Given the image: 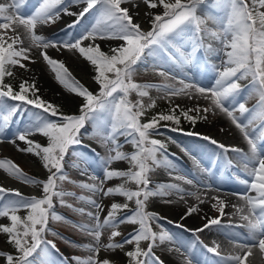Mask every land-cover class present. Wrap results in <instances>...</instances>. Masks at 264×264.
<instances>
[{
    "label": "snow or ice",
    "instance_id": "6c2138e0",
    "mask_svg": "<svg viewBox=\"0 0 264 264\" xmlns=\"http://www.w3.org/2000/svg\"><path fill=\"white\" fill-rule=\"evenodd\" d=\"M30 2L0 0V143L7 140L18 152L34 155L46 177L28 175L12 159H0V170L6 177L38 190L37 194L25 195L0 181V220L7 221L0 223L4 237L0 246H7L0 250L3 264H116L111 257L117 252L123 253L125 264H165L157 250L175 253L180 264H201L193 256L196 244L219 258L215 264H264V0H37L25 12ZM80 5V11L71 10ZM65 15L75 19L61 30L62 38L41 33L42 27L57 23ZM88 15L93 21L73 32ZM49 49L68 51L86 61L94 70L91 79L97 90L81 83L64 61L49 55ZM37 60H42L64 90L81 100L78 113L66 114L43 99L35 79H21L18 87L9 82L16 79L17 68L30 72L28 64ZM185 66L195 67L202 74L214 73L211 86L187 73L176 75V70ZM141 70L155 72L165 83L137 82L135 77ZM169 80L175 83H167ZM151 89L169 100L167 113L149 115L156 107ZM133 94L136 99L131 98ZM253 94L257 103L249 108L246 101ZM180 96L197 103L186 110L173 105L172 98ZM144 98H148L147 103ZM200 100L206 103L201 105ZM209 113L225 116L246 143L247 150L202 137L220 150L227 169L239 168L244 174L243 178L237 176L243 190L231 193L236 203L219 195L206 197L217 215L205 214L202 227L189 229L150 211V202L161 198L167 204L187 203L185 197L189 196L203 204L200 190H224L206 178L198 179L195 173L191 178L180 174L168 155L167 144L155 137L163 134L161 127L182 131L181 117L195 124L206 120ZM161 122H172L176 127ZM14 124L18 125L15 131L6 135ZM89 124L91 133L86 129ZM89 135L104 149V156L91 146L92 157L81 150ZM125 144L131 145V151L123 150ZM219 159L214 154V160ZM119 162H126L128 167L113 166ZM67 168L78 170L85 179H71ZM159 168L171 180L197 190L190 191L176 182H154L152 174ZM202 171L211 175L209 168ZM113 180L119 183L109 186ZM65 183L85 194L66 191ZM173 195L178 201L166 199ZM58 205L84 221L70 220L57 211ZM227 208L232 211L226 212ZM199 212L198 205L190 206L181 220ZM53 221L70 224L88 237V242L79 244L64 237L50 227ZM162 221L175 223L195 240H182ZM124 225L130 226L127 235L120 230ZM213 227L243 229L229 237L232 252L223 254L215 242L208 246L199 239L197 233ZM49 233L83 249L86 255L63 256L46 238Z\"/></svg>",
    "mask_w": 264,
    "mask_h": 264
},
{
    "label": "rangeland",
    "instance_id": "374dc122",
    "mask_svg": "<svg viewBox=\"0 0 264 264\" xmlns=\"http://www.w3.org/2000/svg\"><path fill=\"white\" fill-rule=\"evenodd\" d=\"M36 2L37 0H31L30 4L27 6V8L24 9V11L25 12L30 11L31 6ZM82 7L83 5H80L78 7L74 6L72 7L71 10L74 12H78ZM141 16H143V14ZM86 18H90V20L86 24H90L93 21L92 15H88ZM74 19L75 17L65 15L62 17V19L57 21V23L50 26H44L40 29V31L42 34L52 39L62 38L64 36V32L61 30L65 29L66 25L71 23ZM144 24L145 27L148 26L147 21H144ZM82 27L78 26L76 29H73L72 31L79 32L80 28ZM101 47L107 50L106 45L102 44ZM48 52L49 55L52 56L53 58L62 59L65 62L66 66L69 68V70L72 72V74L81 83L87 85L93 91L97 90L96 84L91 79V77L94 75L93 68L86 61H84L82 58L78 59L76 56H73V54L68 51H64L61 53V52H57L55 49H49ZM213 62H216L215 59L213 60ZM28 68L30 69V72H25L24 70L17 68L16 79H11L9 82H11L14 86H18V83L21 79H30V80L35 79L36 87L40 89L39 95H41L43 99L51 102L54 105L59 106L62 111L67 112L68 114L78 113V108H79V104L81 103V100L75 97L73 94L68 93L66 90L62 88V86H60L54 80L53 74H51L50 71L46 68L42 60H37V62L34 64L29 63ZM140 72L143 73L141 76L145 77L146 72L142 70ZM78 73L82 77H79ZM185 73L189 74L194 78L199 79V81L205 86H211L214 80V73H212L211 71H207L202 74L195 67H191V66H185L182 70H176V75L178 76H182ZM154 76H157L160 80L156 84L165 83L164 79L159 75H157L155 72H154ZM167 83H175V81L169 80L167 81ZM151 91L153 94H155V96H157V98H154L157 103L156 108L159 107L163 108L169 105V100L164 98L163 93L158 92L156 89H151ZM255 97H256L255 94L249 96L246 101V106L252 103ZM196 103L197 101L189 100L186 96L172 98V104H179L180 107H182L185 110L194 107ZM198 103L204 105L206 102L200 100L198 101ZM254 105H256V103ZM150 112L151 111L149 110V115H151ZM216 123L218 124V126L216 125ZM17 126L18 125L14 124L12 128L6 133V135L10 136L11 133L15 131V128ZM86 129L89 133H91L92 125L91 124L87 125ZM221 129H224V131H221ZM192 130L193 132L199 133L202 136H210L226 145L239 146L247 150L246 143L243 140L239 131L234 126H232L230 124V121L222 114L213 115L212 113H209L208 118L206 120L199 119L193 126ZM161 132L163 134L158 135L155 138L161 139L167 144L168 155L174 161L177 168L180 170V174H186L189 178H191L192 174L195 173L198 179L206 178L208 179L209 183L214 184L217 188H222L224 190L223 192H228L230 194L233 192H239L243 190V186L240 185L237 180V176L243 178V173L239 171L240 169L238 168H232L231 170L227 169L225 167L224 157L223 155L220 154V150L217 147L210 149L203 145L202 146L187 145L186 143H183L182 141L167 135L166 133H164V131L161 130ZM169 137H171V140H175L176 143H172L171 140L168 139ZM35 139L41 141L42 143L44 142L40 136H36ZM18 143L20 144L21 147H24L23 142L18 141ZM121 143H123L122 139H121ZM85 144H89L90 146L92 144V148L96 150V153H98L100 156L105 155L104 149L96 144L92 136L89 135L85 137ZM128 146L130 147L131 145L125 144L124 148ZM83 152L88 157L94 156V153L90 151H84L83 149ZM214 154L220 156L219 162H216L214 160ZM227 155L233 160L237 159L234 153H228ZM1 158L12 159L21 169L26 171L28 174L32 172L33 174H37L40 177L46 176V172L42 168V165L38 160V158H36L32 154H24L18 152L15 146L8 143L7 140H5L3 143H0V159ZM197 161L199 162V167L197 166ZM113 166L120 169H126L128 167L126 162H119L117 164H114ZM204 168L211 169V175H209L208 173H204L202 171V169ZM67 171L69 172L71 179L77 181L85 179L84 177H81L79 175V171L76 169L67 168ZM94 171L99 173V169H94ZM152 178L154 182L156 181L176 182V183H180L181 186L187 188L190 191L197 190V188H193L192 186L186 185L182 181L171 180L163 168L156 169L155 172L152 174ZM117 183H119L118 180H113L110 182L109 186H114ZM3 184L6 186V183L3 182ZM64 187H66L65 189L66 191H75L78 194H85L79 188L75 187L72 184L65 183ZM21 192L25 195H29L26 192L23 191ZM223 192H217L214 190H200L199 194L201 196V199L205 200L203 204H199L198 201L195 200V198L189 196L185 197L187 203H185L184 201L181 202L178 201V197L175 195L166 197V199L178 201L171 204L161 202V198H154L149 204V210L158 212L160 216L166 217L167 220L177 223H182L186 228L195 229L202 227V225L206 222V220L202 218L205 214H209L213 216L217 215V213L211 210L210 203L208 202L206 197H211L213 195H219L222 197L221 193ZM67 199L68 202L70 201V203L74 202L72 198H67ZM225 200L229 201L227 199ZM105 203H108V201L105 200ZM193 205H198L200 212L193 213L192 215L188 216L186 219L181 220V217L184 216L186 209ZM63 210L65 211V213H63L61 210L58 211L64 216L68 217L70 220L76 222L84 221L83 217H81L79 214L73 213L70 209L63 207ZM230 210L232 211L231 208H227L225 211L230 212ZM0 223H7V221L0 220ZM162 223H164V226L169 231L179 236L182 240L186 242L195 240L191 234L183 233L181 229L177 228L175 226V223L168 224L167 221H162ZM50 227L54 231L59 232L64 237H67L69 240L75 241L76 243L82 244L88 242L89 239L88 237L83 235L79 230L73 229L71 225L68 223L53 221L50 223ZM120 230L125 235H127L130 230V226L128 225L121 226ZM235 231L243 232V229H228L225 231V230H218L213 227L211 229H206L203 232L197 234L199 236V239L203 241V244L212 246L213 243L215 242V244H218L220 246L221 252L223 254H227L233 251V245L230 242L229 237ZM47 239L52 240L56 244V247L59 249V252L63 254V256L68 257L69 259H71L72 256L78 255L83 257L86 255V252L83 249L74 248L69 244H66L60 238L52 236L50 233L47 235ZM117 239L119 240L120 238ZM0 240H4V237L2 235H0ZM4 247L7 246L6 245L0 246V250H3ZM67 250L71 252L70 257L67 255L68 253ZM157 254L161 256V259L164 260L165 264H180V261L175 253L169 254L157 250ZM102 255L105 254L102 253ZM193 256L194 259L200 261L201 264H205V262H207V264H215L216 260L219 259L217 257H214L212 254L207 253L206 250L200 244H196L195 249L193 251ZM111 258L116 262V264H125L126 261V258L123 256V253L120 252L113 254ZM0 264H3L2 258H0Z\"/></svg>",
    "mask_w": 264,
    "mask_h": 264
},
{
    "label": "trees",
    "instance_id": "16d2710c",
    "mask_svg": "<svg viewBox=\"0 0 264 264\" xmlns=\"http://www.w3.org/2000/svg\"><path fill=\"white\" fill-rule=\"evenodd\" d=\"M87 19V18H86ZM105 51H107L106 49H104ZM59 60H62V59H59ZM63 61V60H62ZM94 71V70H93ZM143 73H141L140 71L138 72V74L136 75L135 79L137 80V82H141V83H157L159 80V78L157 76H154V72L152 71H148L145 73V77H142ZM242 83L244 84H247L248 82L247 81H242ZM85 85V84H84ZM87 86V85H85ZM18 87V86H17ZM88 87V86H87ZM90 89V87H89ZM92 90V89H90ZM150 96L154 99V98H157V96H155V94L152 93V91L150 90ZM132 99H136L135 97V94H133V96L131 97ZM256 99L252 102H256L258 97L256 96L255 97ZM145 99V102L147 103L148 102V98H144ZM251 103V104H252ZM157 105V103H156ZM174 105V104H173ZM169 107L170 105H167L166 107H163V108H153V109H150V114L151 115H155L157 112H165L167 113L168 110H169ZM182 108V107H181ZM64 112V111H63ZM66 114H68L67 112H64ZM177 114H179V109L177 110ZM198 121V120H197ZM169 124L170 127H176L175 124H173L172 122H161V124ZM195 124H192L191 122H189L188 120L184 119L183 117H181V120H180V124H179V128L182 129V131H171L170 128H164V127H161L160 131H164V133H166L167 135L171 136V137H174V138H177V139H180V140H183V141H187V142H191L193 144H198V145H203V144H206V146H208L209 148L214 146L212 145L209 141H205L202 139V135L200 136H196V135H187V133L189 132H193L192 128ZM195 133V132H193ZM123 139V138H121ZM84 148H87L85 145H84ZM124 151H131V146L129 147H125L123 149ZM27 174V173H26ZM30 175V174H29ZM32 176V175H31ZM36 177V175H35ZM46 177V176H45ZM45 177H41L39 179H43ZM24 213H22L21 215H23ZM182 231H184L182 229ZM185 232V231H184ZM185 233H189V232H185Z\"/></svg>",
    "mask_w": 264,
    "mask_h": 264
},
{
    "label": "bare ground",
    "instance_id": "6f19581e",
    "mask_svg": "<svg viewBox=\"0 0 264 264\" xmlns=\"http://www.w3.org/2000/svg\"><path fill=\"white\" fill-rule=\"evenodd\" d=\"M143 14V10H141V15ZM90 20V18H87L85 19L82 24L80 25L81 27L86 24L88 21ZM145 26V24H144ZM78 76L79 77H82L79 73H78ZM82 79V78H81ZM215 125V124H214ZM216 125L218 126V124L216 123ZM123 140V139H122ZM90 146V145H89ZM87 147L84 149V151H91V148H92V144H91V148L90 147ZM83 151V150H82ZM2 159V158H1ZM239 169V168H238ZM237 169V170H238ZM23 170V169H22ZM24 171V170H23ZM240 171V170H239ZM25 173H27L26 171H24ZM28 174V173H27ZM239 174V173H238ZM242 174V173H241ZM29 175V174H28ZM30 175L34 176L36 175V178H41L40 176H38L37 174H33L32 172L30 173ZM244 175V174H243ZM0 181L6 183V186L10 187V188H14V189H20L21 191L23 192H26L27 194L29 195H32V194H37V188L35 186H31V185H25L19 181H16L12 178H8L6 177V174L3 172V170H0ZM21 186V187H20ZM64 189H66V187H64ZM219 194V193H218ZM222 194V197L224 199H227L229 201H231L232 203H236L237 202V198L233 195H231L230 193L228 192H223L221 193ZM232 197V198H231ZM70 202V201H69ZM181 202V201H180ZM179 204V203H178ZM184 204V203H183ZM209 207V206H208ZM211 207V206H210ZM58 210H61L63 213H65V211L63 210V207H60L59 205L57 206V211ZM229 210V209H228ZM231 211V210H230ZM59 212V211H58ZM23 213V212H21ZM201 217V216H200ZM47 238V237H46ZM176 256V255H175ZM177 258V257H176ZM175 258V259H176ZM174 259V260H175ZM171 263V262H170Z\"/></svg>",
    "mask_w": 264,
    "mask_h": 264
}]
</instances>
